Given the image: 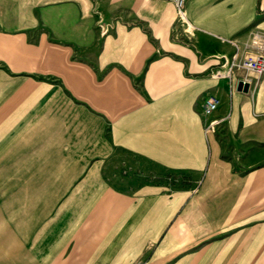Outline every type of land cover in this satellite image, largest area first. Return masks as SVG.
I'll list each match as a JSON object with an SVG mask.
<instances>
[{
  "label": "crops",
  "instance_id": "crops-1",
  "mask_svg": "<svg viewBox=\"0 0 264 264\" xmlns=\"http://www.w3.org/2000/svg\"><path fill=\"white\" fill-rule=\"evenodd\" d=\"M184 17L0 0V264H264V0Z\"/></svg>",
  "mask_w": 264,
  "mask_h": 264
},
{
  "label": "built area",
  "instance_id": "built-area-1",
  "mask_svg": "<svg viewBox=\"0 0 264 264\" xmlns=\"http://www.w3.org/2000/svg\"><path fill=\"white\" fill-rule=\"evenodd\" d=\"M169 1L174 9L176 19L180 22L185 20L184 17V3L185 0H167ZM101 31H105V27L100 25ZM226 62L227 75L230 69L240 68L244 70H249L256 75L264 74V53L259 52L256 54L245 53L242 56H238L236 51H234L228 59L224 60ZM215 75H218L216 72ZM244 81V80H242ZM219 103V98L214 94H206L203 97L201 108L204 113H210ZM215 119H210L208 125L214 124Z\"/></svg>",
  "mask_w": 264,
  "mask_h": 264
},
{
  "label": "water",
  "instance_id": "water-1",
  "mask_svg": "<svg viewBox=\"0 0 264 264\" xmlns=\"http://www.w3.org/2000/svg\"><path fill=\"white\" fill-rule=\"evenodd\" d=\"M246 87V82L242 81V80H238L237 82V88L238 89H241V90H244Z\"/></svg>",
  "mask_w": 264,
  "mask_h": 264
},
{
  "label": "rangeland",
  "instance_id": "rangeland-1",
  "mask_svg": "<svg viewBox=\"0 0 264 264\" xmlns=\"http://www.w3.org/2000/svg\"><path fill=\"white\" fill-rule=\"evenodd\" d=\"M189 224H188V226L189 227H192V226H195L196 225V222L197 221H191V220H189V221H187ZM200 223H201V221H200ZM250 242V241H249ZM263 260H264V258H263Z\"/></svg>",
  "mask_w": 264,
  "mask_h": 264
}]
</instances>
